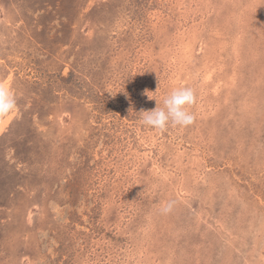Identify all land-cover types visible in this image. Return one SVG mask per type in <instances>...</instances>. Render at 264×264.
<instances>
[{
  "label": "rangeland",
  "instance_id": "1",
  "mask_svg": "<svg viewBox=\"0 0 264 264\" xmlns=\"http://www.w3.org/2000/svg\"><path fill=\"white\" fill-rule=\"evenodd\" d=\"M0 85V264H264V0H0Z\"/></svg>",
  "mask_w": 264,
  "mask_h": 264
},
{
  "label": "clouds",
  "instance_id": "2",
  "mask_svg": "<svg viewBox=\"0 0 264 264\" xmlns=\"http://www.w3.org/2000/svg\"><path fill=\"white\" fill-rule=\"evenodd\" d=\"M197 101L196 92L191 87L173 88L162 101V106L157 102V106L152 110H141V120L143 125L155 130L163 131L169 125L178 127H188L196 119L194 113L190 111L192 105ZM17 107L16 97L9 88L0 85V117L7 116ZM174 201L164 202L160 205V211L168 214L173 210Z\"/></svg>",
  "mask_w": 264,
  "mask_h": 264
}]
</instances>
